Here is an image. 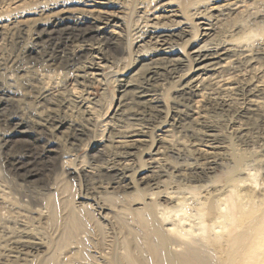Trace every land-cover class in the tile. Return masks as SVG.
Returning <instances> with one entry per match:
<instances>
[{"label":"bare ground","instance_id":"1","mask_svg":"<svg viewBox=\"0 0 264 264\" xmlns=\"http://www.w3.org/2000/svg\"><path fill=\"white\" fill-rule=\"evenodd\" d=\"M142 1L131 26L122 0H0V127L20 133L30 123L67 154L93 138L92 157L104 163L88 173L107 181L81 195L84 214L57 202L34 211L10 197L0 173V264H52L67 246L92 249L96 264H264V0ZM66 14L84 26L82 41L35 34ZM90 24L107 36L90 42ZM129 36L138 64L124 77L109 71L118 98L99 125L110 109L93 95L113 64L105 47ZM36 41L43 63L29 67ZM67 51L83 60L67 68ZM34 90L43 97L28 102ZM8 106L20 123L7 122ZM101 225L114 235L96 247Z\"/></svg>","mask_w":264,"mask_h":264},{"label":"rangeland","instance_id":"2","mask_svg":"<svg viewBox=\"0 0 264 264\" xmlns=\"http://www.w3.org/2000/svg\"><path fill=\"white\" fill-rule=\"evenodd\" d=\"M122 1L125 3L127 8V11L125 12V17H127V19L125 20H128L131 26H133V24H135L136 15L139 12L138 8L141 6L140 4L143 1ZM11 13L14 12L8 9L3 11L2 15L7 16ZM28 17H32L31 19L35 18L33 16H26V18L21 19L26 20ZM85 27L89 30L86 38H89L90 42H97L100 37H104V35L107 36V34L98 33V26L90 24ZM81 28L83 29L84 26L81 25V22L76 16L66 14L60 22L55 24V26L50 27L41 25L36 26L34 30L35 34L41 35L43 39L52 35L57 38L78 43L82 41ZM34 45V48L26 54V58L22 61V64L25 63L29 67H36L37 65H40V63L42 64L44 59L43 43L41 41H36ZM136 46L137 45L134 43L133 38L129 36L127 39H121L119 45L109 44L105 47L107 51V58H112L113 64L110 65V68L106 69L108 84H106L107 88L105 87V92H102L99 88H95L93 89V95L101 99L102 109L106 106H110V109L106 113V116L102 115L99 125L111 115L114 110V106H116V99L118 98V86L114 82V76L112 77L109 71L112 70L113 72L120 74L119 77H124L126 73L133 70L138 64L136 58L134 57V55H136ZM81 55L82 54L77 52L67 51L59 55V60L62 64L67 66V68L77 66V64L83 60ZM66 70L67 69L63 66L57 67V71L60 73H63ZM1 87L2 83H0V89ZM42 97V91L34 90V92L30 94L28 102L41 101ZM3 116L10 125L20 123V120H18L19 114L15 108H9L8 106L3 111ZM10 128H12V126ZM21 131L22 132L20 133L11 134L12 129L7 131L4 127H0V173L3 174L7 171L8 175L4 176L3 182L11 189L12 194L10 197L13 200L15 199L14 201L21 206L25 205L24 207L26 210L29 208L34 211L42 210L44 209V206L46 207V204L57 202V204L61 207V211H66L72 207H78L79 209H76L78 210V213L84 214L85 209L80 208V205L78 204L86 205L88 204V201L82 199L81 195L83 193L90 194L93 188L92 186H105L103 183L107 182L105 181L106 173L95 175L88 173L92 164L104 163L103 157H98L97 160L92 157V154L95 152L97 147L93 138L89 141L86 140L85 145L77 149L75 153L72 152L67 154L64 153V148L61 144L49 143L51 140L42 138L36 134L35 129L30 123H25L23 127H21ZM50 145V152L45 155L42 160L43 163L38 166H34L36 158L41 157L44 150ZM30 147L33 151H26ZM17 150L24 151V154H22L23 156L21 155L20 162L10 163L7 159H9L10 154ZM79 164L82 166H79ZM103 192L106 191L103 190ZM86 210L93 212L91 207H86ZM29 216H31V218H36L35 214ZM100 222L102 223L100 219L97 217L94 218L93 223L95 225L96 223L100 224ZM59 223L60 217L55 222V225L51 226L54 234L50 235L47 239L49 240L48 246L52 247V249L56 245L55 241L58 242L60 247L61 240H59L58 237L61 232V227ZM98 229L95 231L97 234L96 237H98V244L96 243L98 246L96 247H99L102 244L107 235H111L113 237V230H115L111 228V226H102L98 227ZM66 248L57 250L54 254L55 258L52 264H96L95 258L97 255L93 253L94 251H92V249L88 248L87 250L82 249L81 251H78L68 249V246Z\"/></svg>","mask_w":264,"mask_h":264}]
</instances>
